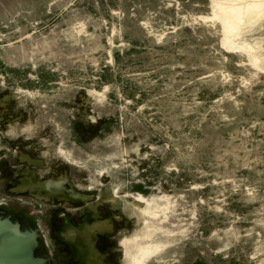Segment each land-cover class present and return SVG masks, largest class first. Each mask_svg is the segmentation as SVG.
<instances>
[{
  "label": "rangeland",
  "instance_id": "1",
  "mask_svg": "<svg viewBox=\"0 0 264 264\" xmlns=\"http://www.w3.org/2000/svg\"><path fill=\"white\" fill-rule=\"evenodd\" d=\"M252 1L0 0V232L42 264H264Z\"/></svg>",
  "mask_w": 264,
  "mask_h": 264
},
{
  "label": "bare ground",
  "instance_id": "2",
  "mask_svg": "<svg viewBox=\"0 0 264 264\" xmlns=\"http://www.w3.org/2000/svg\"><path fill=\"white\" fill-rule=\"evenodd\" d=\"M254 3H257V2H263L261 4L259 3V6L262 10H263V6H264V0H260V1H256L253 0ZM252 1V2H253ZM253 4V3H252ZM258 4H256L254 6L251 5V6H254L256 7ZM257 7V8H259ZM263 7V8H262ZM233 8V7H232ZM240 8V7H239ZM247 8V7H246ZM230 9V7H229ZM251 9V8H250ZM235 10V9H233ZM252 10V9H251ZM250 10V11H251ZM260 10V9H259ZM229 11V10H228ZM230 11H232V9H230ZM237 11V10H236ZM240 11V10H239ZM238 11V12H239ZM256 12V11H255ZM241 13V12H240ZM247 13V12H246ZM264 13V12H263ZM232 14V12H231ZM233 14H236L233 12ZM260 14V13H258ZM239 15V14H238ZM242 15V14H241ZM228 16H229V13H228ZM231 16V15H230ZM237 16V14L235 15ZM226 17V16H225ZM228 18V17H227ZM230 19V18H229ZM233 18H231V21H232ZM236 19V17H235ZM240 19V18H239ZM243 20V19H242ZM230 21V20H229ZM227 21L228 23H231V21L229 22ZM239 21V20H238ZM241 21V20H240ZM242 22V21H241ZM236 23V22H235ZM234 24V22H233ZM239 24V22H238ZM243 25V24H242ZM227 26H232L231 24L227 25ZM229 28V27H228ZM231 28V27H230ZM50 186V184H48ZM52 185V184H51ZM45 186V185H44ZM53 186V185H52ZM43 187V186H42ZM54 187H56L54 185ZM53 187V188H54ZM39 188V187H38ZM44 188V187H43ZM46 188H48V186L46 185ZM53 188H49L50 190ZM55 190V189H54ZM53 190V191H54ZM56 191V190H55ZM11 229V228H10ZM70 231V230H69ZM18 233V234H17ZM83 233V232H82ZM20 239H23V240H20ZM26 239V238H25ZM87 243V241H86ZM29 248V245L26 244V246H24V238L22 237L20 231H17L16 230H9L8 229H1V232H0V264H27L26 262L29 263L30 259H29V253H27V249ZM90 248V247H89ZM92 251V250H91ZM93 257V256H91ZM27 259V261H26Z\"/></svg>",
  "mask_w": 264,
  "mask_h": 264
},
{
  "label": "water",
  "instance_id": "3",
  "mask_svg": "<svg viewBox=\"0 0 264 264\" xmlns=\"http://www.w3.org/2000/svg\"><path fill=\"white\" fill-rule=\"evenodd\" d=\"M0 222H1V221H0ZM4 222H8V223H10L11 225H14V224H12L10 221H4ZM15 226L18 227V231H20L22 234H26V235H27V233H23V232L21 231L20 226H19L18 224H15ZM30 235H32V236L34 237V239H33V243H32V244L29 246V248L27 249V251H28L27 253L30 254V259H32V260L30 261V264H42V261L39 260V259H37V258H35V256H34L35 251H36V247H37L36 236H35L34 234H30ZM20 240H23V239H20Z\"/></svg>",
  "mask_w": 264,
  "mask_h": 264
}]
</instances>
